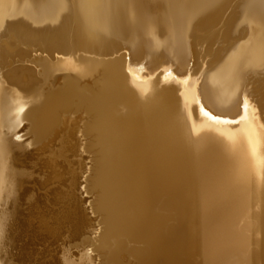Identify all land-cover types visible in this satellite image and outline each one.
Masks as SVG:
<instances>
[{
    "label": "bare ground",
    "instance_id": "1",
    "mask_svg": "<svg viewBox=\"0 0 264 264\" xmlns=\"http://www.w3.org/2000/svg\"><path fill=\"white\" fill-rule=\"evenodd\" d=\"M7 29L52 34L60 56L41 77L63 89L41 100L40 87L1 73L0 50V206L11 204L10 223L0 209V264L96 263L83 248L98 229L77 134H96V246L110 264L123 252L140 264H264V97L247 83L264 69V0H0ZM220 38L236 42L214 67L197 46ZM244 98L258 109L255 151L245 124L204 114L235 120ZM18 103L42 104L21 114L36 141L13 134ZM66 152L79 159L65 164ZM47 201L60 206L54 216ZM169 210L181 226L167 231Z\"/></svg>",
    "mask_w": 264,
    "mask_h": 264
},
{
    "label": "rangeland",
    "instance_id": "2",
    "mask_svg": "<svg viewBox=\"0 0 264 264\" xmlns=\"http://www.w3.org/2000/svg\"><path fill=\"white\" fill-rule=\"evenodd\" d=\"M252 27L253 26H250V25L247 27V29L244 33V35L246 37H248L250 35L249 31L252 29ZM7 32H8V34H7ZM11 32H14V33H11ZM15 33H16L15 31H13V30L10 31V29H7L4 33H0V50L3 49V50L8 52V56L6 57L7 59L5 58L4 63L1 66V73L6 74V73L13 71L15 73H18L19 76L22 75L21 81L23 83H30L31 85H35V86L40 87V89H41L40 90L41 100L44 99L47 95H49L48 93L51 94V93H54L61 88L63 89V84L60 80L59 81L55 80L54 83L55 84H56V82H58V83L56 85L51 84V86H54V87H51L50 81L49 82L47 81L44 83V81H42V77H41L42 76L41 75L42 74V68L41 67H44L43 64L46 63L47 60H49V59L55 61V58L60 56L59 54H56L57 52L52 47V44H53V40H52L53 37L51 38L52 34L50 32H46L45 34H38L39 36L37 34H36L37 36L35 34H30V35L28 34V35L24 36V35H21L18 33L19 34V36H18V35H16L17 33L16 34ZM48 34L50 36H48ZM30 36H32V37H30ZM35 36L38 38H35ZM7 38H9V40ZM4 39H6L8 42H6V40H4ZM26 39H29V40H26ZM35 39H39V41H33ZM24 41H25V43H24ZM32 41L34 42V44ZM9 42H10V46H8ZM235 42H236V38H220V39L216 40L210 46H207L206 48L203 46V44H199L197 47L198 48L200 47L198 51L202 50L201 48H204L206 50V53L204 54V56L209 55L206 58L207 61H209V62L211 61L210 63L212 65H214V67H216L217 64L219 62H221L223 60V58L225 57L227 49L230 46H232ZM45 43L50 44V46H51V48L49 47V50L51 49L50 51L48 49H46V51L44 50V48L47 47V45H48L47 44L44 47ZM7 47H9V48H7ZM160 62H162V64L165 63V59L162 58ZM190 64H192V66H197V60L190 62ZM30 66H32V67H30ZM30 68H32V70ZM261 71H263V72H261ZM261 71L252 73L253 76H251L252 75L251 74L250 75L251 77L249 76V79L247 82V83H249L248 86L253 88L255 90V92H257V93H255V95H256L255 98H259L261 96L264 97V69ZM259 76H260V78H259ZM32 82H33V84H32ZM164 82H166V81L164 80ZM51 83H53V82L51 81ZM50 91H52V92H50ZM258 92H259V94H258ZM198 100L199 99H197L196 101L199 102ZM197 102H195L196 106L199 104ZM262 102H263V107H264V101H262ZM39 107L40 108L42 107L41 103L31 104L30 106L25 108V111L22 113V117L26 113V111L35 110L34 108L39 109ZM61 112L63 113V110H61ZM76 115L78 116V118H81L84 116V115H82V113H77ZM64 116L66 117L68 115L64 114ZM22 117L20 116L19 118H17L20 120L21 123L19 125H16V128H15L16 130H15V132H13V134H30V136L33 139L36 138L35 139V141H36L37 140V137H36L37 132H35L36 130L34 131V129L32 130L33 125H32L31 120L26 119V118L21 119ZM260 117L262 120H264V113ZM226 125L227 124H225V126ZM57 129H60V128H57ZM95 135L96 134H77V135H75V136H77L76 138L79 139V142L81 145L80 151L86 157L85 171L80 178L81 189L84 190V193H81V196L87 200L86 201L87 206L91 207V210H92L91 216L93 217V220L95 221L94 223L96 224V228L98 229L97 235L93 238V245L91 243L83 244V248H86L87 251H89V252L91 250L92 254L94 252L95 257L97 256L94 260V263L96 261L95 264H110L109 260H108V256H107V251L103 250L101 248L98 249L96 246L97 242H98L99 234L101 232V227H102V217H101L102 214H100V212L97 211L99 195L101 193V190H99L100 188H96V186H95V179H96V174H97L96 172L99 168V166H97L98 165L97 159L100 158V155L98 154L99 153L98 152L99 147H98L97 139H96ZM79 137H81V138H79ZM56 139L59 140V137L58 138H53V137L51 138V140H53V142H54V144L52 142L54 148H56L55 145L58 146V143H59V141ZM14 140L18 141L16 139H14ZM76 155L77 154L70 155L69 152H66L64 155H60L58 157V159L67 165H71V164H74V161H76V159H79V156L78 155L76 156ZM60 188H61L60 191L64 192L65 190H67L68 187L66 188L65 185H62ZM86 195L88 196V198L86 197ZM5 203L8 205H6ZM46 203L49 204V210L50 211L46 210L44 207L41 208V210L50 212L52 216L57 214L58 211L60 210L59 205L50 204V202H48V201ZM9 204H10L9 202H4L0 206V209L2 208V210H3V211L1 210V212H2L1 213V215H2L1 219L7 218L6 219L7 222L10 223V220H8L10 218V216H9L10 210H8V209L11 208V204L10 205ZM4 206L5 207L7 206V207L5 208ZM166 215L168 218L167 225H169V227L167 226L168 227L167 231L170 230L169 229L170 227L173 229H175V228L178 229L181 226V224H180L181 222H179L181 219V214L179 212H176L175 210H169L166 212ZM60 231H64L62 227L60 228ZM89 235H91V234H89ZM91 240H92L91 238H88L87 242H89ZM75 241H77V239L76 240L70 239V242L73 244ZM61 242H62V240L58 241L59 244H61ZM70 242H69V240L67 242V246L70 248H74L76 246L82 245V244L79 245L78 242L75 243L77 245H75V244L72 245ZM85 245L86 246L88 245V247H86ZM121 255L123 257V263L122 264H140L139 261L137 259H135L134 257H132V258L128 257L127 252H123Z\"/></svg>",
    "mask_w": 264,
    "mask_h": 264
},
{
    "label": "snow or ice",
    "instance_id": "3",
    "mask_svg": "<svg viewBox=\"0 0 264 264\" xmlns=\"http://www.w3.org/2000/svg\"><path fill=\"white\" fill-rule=\"evenodd\" d=\"M130 72H132V69H129ZM25 111V105L22 103H18L14 114L19 118L21 114ZM206 116H208L211 120L217 122V123H224V124H245L247 126L246 132L248 135L249 143L253 146V150L255 151V146L257 143L260 142L259 134L255 125V121L259 120V114L258 109L255 108L254 105H252L246 98L242 100L241 103V113L239 117L235 120H230L227 118L214 116L210 112L205 111L204 113ZM21 122L19 119L15 122V125H19ZM261 128H264V123L260 124ZM16 140H22L23 137L20 135H17L15 137Z\"/></svg>",
    "mask_w": 264,
    "mask_h": 264
},
{
    "label": "water",
    "instance_id": "4",
    "mask_svg": "<svg viewBox=\"0 0 264 264\" xmlns=\"http://www.w3.org/2000/svg\"><path fill=\"white\" fill-rule=\"evenodd\" d=\"M86 197L88 198V196L86 195Z\"/></svg>",
    "mask_w": 264,
    "mask_h": 264
}]
</instances>
